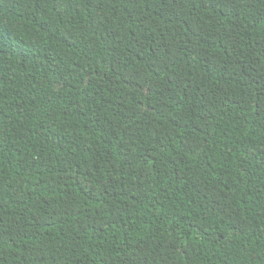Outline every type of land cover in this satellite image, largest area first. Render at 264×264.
Segmentation results:
<instances>
[{
  "label": "trees",
  "instance_id": "obj_1",
  "mask_svg": "<svg viewBox=\"0 0 264 264\" xmlns=\"http://www.w3.org/2000/svg\"><path fill=\"white\" fill-rule=\"evenodd\" d=\"M0 264H264V0H0Z\"/></svg>",
  "mask_w": 264,
  "mask_h": 264
}]
</instances>
